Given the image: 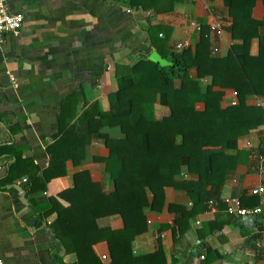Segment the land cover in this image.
I'll return each instance as SVG.
<instances>
[{
	"label": "crops",
	"instance_id": "obj_1",
	"mask_svg": "<svg viewBox=\"0 0 264 264\" xmlns=\"http://www.w3.org/2000/svg\"><path fill=\"white\" fill-rule=\"evenodd\" d=\"M231 2L209 0L224 21V31L217 35L201 0H6L9 12L23 14V23L17 34L0 42L2 264H79L75 243L67 238L61 242L52 225H59V214L69 216L67 207L81 196L92 200L115 190L106 169L107 138H123L127 128L142 121L150 128L170 115L169 87L159 68L173 66L176 43L188 42L182 50L198 47L204 61L232 56L233 71L249 73L247 57L259 55L264 27L258 29L260 36L246 31L253 35L248 43L235 38L228 28ZM252 15L263 18L262 0H256ZM218 71L227 79V72ZM188 79L200 94L212 81L196 66L189 69ZM181 87L175 79L170 89ZM211 89L221 92L222 109L258 108L257 114L244 112L241 119L259 123L224 144L206 147L192 170L187 156L179 158L175 181L191 184L165 186L154 207H145L144 228L131 240V258L122 264H264V193H251L264 188V93L239 96L233 86L217 84ZM205 108L204 100H196L198 112ZM74 134H89V140L77 142L79 156L62 160L64 144L58 159L54 157L62 162L61 173L45 181L48 148L62 135L72 143ZM175 142L181 144L182 136ZM139 144L146 146L145 134ZM126 154L131 158V148ZM32 178H39L35 185ZM92 184L98 185L95 193ZM14 185L22 187L27 203ZM232 198L242 208L262 211L230 213L227 201ZM96 226L121 230L124 221L120 214H109L97 218ZM111 247L95 236L81 253L96 258L92 264H109Z\"/></svg>",
	"mask_w": 264,
	"mask_h": 264
},
{
	"label": "trees",
	"instance_id": "obj_2",
	"mask_svg": "<svg viewBox=\"0 0 264 264\" xmlns=\"http://www.w3.org/2000/svg\"><path fill=\"white\" fill-rule=\"evenodd\" d=\"M255 2L256 0H232L231 2V23L228 28L235 38H242L244 44L248 43L253 36L246 31L253 29L256 36H260L258 29L264 27V15L260 20H256L252 15ZM262 3L264 10V0ZM261 44L259 55L247 57L246 64L249 66L247 74L243 71H233L232 56L226 59L208 57L204 61L198 47L194 51L189 48L173 51V66L159 68V73L167 79L169 87L167 103L170 115L162 120L154 121L150 128L145 126L144 121L136 127L127 128L123 138L113 140L107 138L110 155L106 162V169L115 183V190L108 195L98 193V198L92 200L89 199L88 194L81 196L77 203H71L67 207L69 216L59 214L57 219L59 225H52L61 242L67 238L75 243L79 264L95 262L96 258H86L81 253L85 245L89 246L95 236L111 243L110 251L113 257L109 264H122L130 260L131 240L144 228L145 207H154L153 202L160 199L165 186L177 184L184 187L191 184L175 181V175L179 172V158L182 155L187 156L192 170L194 161L206 147L224 144L228 139L244 134L250 128L257 126L259 120L254 122L250 118H241L244 112L257 114L258 108L233 105L222 109L218 105L221 92L213 91L211 85L233 86L239 96L247 92L264 93V43ZM207 65L212 68L210 73L205 70ZM192 66H196L201 76L211 77V84L204 94L198 93L196 83L188 79V71ZM218 70H223L224 76L227 72V79L222 77ZM175 79H180L182 87L170 89ZM198 99L206 102L204 111L198 112L195 109ZM104 116L107 117L108 114ZM143 134L146 135L147 144L141 147L139 139ZM177 135L182 136L181 144L175 142ZM88 140L89 134H74L72 143L68 140V135L57 137L52 143L54 146L48 148L51 152V162L44 171L45 181L61 173L62 162L58 163L54 157L58 159L64 144L67 154L61 155L62 160L68 156L74 158L76 154L79 156L81 151L77 142ZM128 147L131 148V158H128L126 154ZM38 180L39 178L31 179L34 185ZM95 189H98V185H90L91 192L95 193ZM209 198L208 194L203 201L206 202ZM86 202L90 203L84 205ZM52 204L56 205L55 202ZM109 214L122 216L123 229H102L96 226L97 218ZM67 223L71 224V227H68Z\"/></svg>",
	"mask_w": 264,
	"mask_h": 264
},
{
	"label": "built area",
	"instance_id": "obj_3",
	"mask_svg": "<svg viewBox=\"0 0 264 264\" xmlns=\"http://www.w3.org/2000/svg\"><path fill=\"white\" fill-rule=\"evenodd\" d=\"M203 9L206 10L210 17V30L217 35H221L224 31V21L215 15L214 10L211 8L209 4V0H201ZM23 23V14L20 12L11 13L9 12L6 4V0H0V42L3 41L5 35L7 34H17L21 29ZM199 30L200 26L192 23ZM188 45L187 41L176 43L174 48L175 51H181L185 46ZM236 95V93H235ZM234 103V102H233ZM262 106L264 108V102H262ZM251 193L254 195H262L264 193V188L262 186L255 187L251 190ZM264 201V197L262 198ZM228 212L236 214V215H258L261 213L262 209L260 207H256L253 209H245L240 205L239 199L232 198L228 201ZM0 264L2 261L0 259Z\"/></svg>",
	"mask_w": 264,
	"mask_h": 264
},
{
	"label": "water",
	"instance_id": "obj_4",
	"mask_svg": "<svg viewBox=\"0 0 264 264\" xmlns=\"http://www.w3.org/2000/svg\"><path fill=\"white\" fill-rule=\"evenodd\" d=\"M14 187H15V188L18 190V192L20 193L21 201L24 202V203H27V199H26V197H25V193H24L22 187L19 186V185H14ZM48 230H49V229H48ZM51 233L54 235V233H53L52 231H51ZM56 240H58V239L56 238ZM60 248H61V252H60V254H64V253H65V248H64L62 245L60 246Z\"/></svg>",
	"mask_w": 264,
	"mask_h": 264
}]
</instances>
